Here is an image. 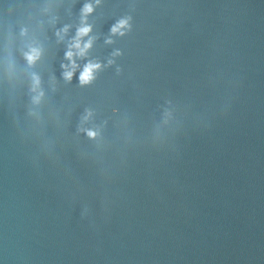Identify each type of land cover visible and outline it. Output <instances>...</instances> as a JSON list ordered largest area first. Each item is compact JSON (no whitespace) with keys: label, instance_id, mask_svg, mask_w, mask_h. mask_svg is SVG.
<instances>
[{"label":"water","instance_id":"obj_1","mask_svg":"<svg viewBox=\"0 0 264 264\" xmlns=\"http://www.w3.org/2000/svg\"><path fill=\"white\" fill-rule=\"evenodd\" d=\"M0 264H264V0H0Z\"/></svg>","mask_w":264,"mask_h":264},{"label":"clouds","instance_id":"obj_2","mask_svg":"<svg viewBox=\"0 0 264 264\" xmlns=\"http://www.w3.org/2000/svg\"><path fill=\"white\" fill-rule=\"evenodd\" d=\"M84 11L86 13H90L92 11V7L90 5H86ZM126 23H127L126 21H123V20L120 21L118 25L113 27V29H112L113 33L119 32L121 28L126 26ZM90 30H91L90 27H83V28H81L79 30L78 36L87 35L90 32ZM90 46H91V41H89L87 44L84 45V48L81 49V53L80 54L82 55L84 50L89 48ZM75 47L76 48H80L79 40H77V43L75 44ZM72 55H73L72 52H68L67 53V56L69 58H71ZM34 58H35V56H29L28 57V59L30 61L33 60ZM99 67H100L99 64H92V63L88 64L87 67L85 68L83 74L81 75V82L82 83H87L88 81H90L92 79L93 71L95 69H98ZM66 75H67L68 78H70L72 73L69 72ZM90 135H91V133H90Z\"/></svg>","mask_w":264,"mask_h":264}]
</instances>
